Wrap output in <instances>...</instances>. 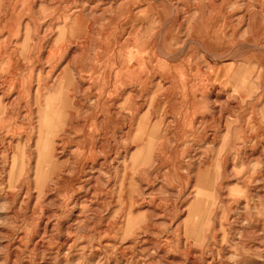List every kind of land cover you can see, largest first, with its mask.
<instances>
[{
    "label": "rangeland",
    "instance_id": "obj_1",
    "mask_svg": "<svg viewBox=\"0 0 264 264\" xmlns=\"http://www.w3.org/2000/svg\"><path fill=\"white\" fill-rule=\"evenodd\" d=\"M212 1L0 0V264H264V0Z\"/></svg>",
    "mask_w": 264,
    "mask_h": 264
},
{
    "label": "crops",
    "instance_id": "obj_2",
    "mask_svg": "<svg viewBox=\"0 0 264 264\" xmlns=\"http://www.w3.org/2000/svg\"><path fill=\"white\" fill-rule=\"evenodd\" d=\"M189 75H190L191 78H194L196 80L200 79V77H201L202 80L200 79L199 81H200V84L203 83V74H202V71L200 69H196V72H190ZM197 75H200V76H197ZM186 94L187 95L185 97L184 96L183 97L187 99V104H189L190 102H192V96L188 92ZM180 96H181V92H180ZM206 97H207V95H206ZM206 97H205L204 93L203 94H196L195 97H194L195 98V102H193V103H191L189 105H186V107L183 110V116H184L183 118L186 119V120L183 119V122L185 121L186 124H187V126H185V128L182 127V130H181V138H182L183 134L186 133V139H185V141H183L184 147H191L195 143L201 142L202 140H204L203 131H204L205 125H206L205 124V120L211 119L212 115H215V114L219 115L220 114L219 105L214 103V101H212L210 103H206V100H207ZM124 100L125 99L123 98V103L121 105L124 104ZM203 101H205V103H206L204 108L201 107V104L204 103ZM194 103H195V107L193 108L194 117H192V113L188 112V110H191V108L193 107ZM121 108H124V105ZM133 110H131L128 115H130L133 112ZM262 110H264V107H263V109H260V113H261ZM122 111H123V109L120 110L119 113H122ZM171 111H172V109H169L167 111V114L168 113L171 114L172 113ZM136 114L137 113H135V115ZM167 114H164V115H167ZM154 115H160V114L159 113H154ZM216 121L217 120H215V121L213 120L212 122L216 123ZM123 122H121V124H120V126L122 128H124L123 124H122ZM217 122H219V120ZM203 123H204V127L201 130V132L197 131L196 126L200 125V124H203ZM211 123H209V126H210ZM209 126H208V128H206L207 133H209V131H212L210 133L214 134L216 132V129L215 128L212 129ZM159 127H160L159 128V132L160 131H164L168 135V129H169L168 127H169V125H166V127L163 128V130H161L162 126L159 125ZM257 129L259 130V127ZM191 130H193V131L191 132ZM167 135H166V138H167ZM252 136L255 137V138L257 137L256 135H251V137ZM240 137L243 138L244 140L249 138L247 135H244L243 132L240 134ZM215 138H216V133H215V136H214L213 139H208V140L215 141Z\"/></svg>",
    "mask_w": 264,
    "mask_h": 264
},
{
    "label": "bare ground",
    "instance_id": "obj_3",
    "mask_svg": "<svg viewBox=\"0 0 264 264\" xmlns=\"http://www.w3.org/2000/svg\"><path fill=\"white\" fill-rule=\"evenodd\" d=\"M35 1V0H34ZM123 1V0H122ZM209 1V0H208ZM214 1V0H213ZM212 1V2H213ZM173 2V1H172ZM200 2V1H199ZM72 3V2H71ZM204 3V2H203ZM207 3V2H206ZM216 3V2H215ZM122 4V3H121ZM193 4V3H192ZM188 5V4H187ZM199 5H201V4H199ZM219 5V4H218ZM190 6V5H189ZM205 6H206V4H205ZM213 6L215 7V5L213 4ZM173 7V6H172ZM176 8H177V6H175ZM187 7V6H186ZM174 8V7H173ZM181 9V8H180ZM213 9V8H212ZM189 10V9H188ZM201 10V9H200ZM173 11V10H172ZM179 12V11H178ZM181 12V11H180ZM210 12V11H209ZM197 13V12H196ZM199 13V12H198ZM214 13V12H213ZM212 13V14H213ZM179 14V13H178ZM215 14H217V13H215ZM244 14H246V13H244ZM211 16V15H210ZM219 16V15H218ZM208 17V16H207ZM217 17V16H216ZM243 17V16H242ZM221 19V18H220ZM230 19V18H229ZM210 20V19H209ZM218 20V19H217ZM213 21H214V19H213ZM230 21V20H229ZM218 22V21H217ZM225 22H226V20H225ZM219 23V22H218ZM220 24V23H219ZM240 24V23H239ZM201 25V24H200ZM228 25H230V24H228ZM199 26V25H198ZM197 26V27H198ZM204 26V25H203ZM215 26V25H214ZM217 26V25H216ZM207 27V26H206ZM200 28V27H199ZM202 28V27H201ZM205 28V27H204ZM211 28V27H210ZM225 29H226V27H225ZM93 30V29H92ZM201 30V29H200ZM222 30V29H221ZM223 51V50H222ZM222 53V52H221ZM221 55H223V54H221ZM221 57V56H220ZM219 57V58H220ZM223 57V56H222ZM224 57H226V59L227 58H229V56H224ZM215 59V58H214ZM225 60V59H224ZM123 67L124 66H122V68L120 69V75L117 73L116 74V77H118V76H120L121 77V79H123V81H124V69H123ZM131 68H133L132 70H129L128 71V69H126V72L128 71V74H134V70L137 72V70L139 71V67H138V64L137 65H134V66H132ZM65 70V69H64ZM78 70V69H77ZM78 72V71H77ZM118 72V71H117ZM17 73V72H16ZM79 74V73H78ZM79 76V75H78ZM62 77V76H61ZM138 77H139V73H138ZM59 79V78H58ZM79 80V79H78ZM202 80V79H201ZM137 81H139V80H137ZM80 82V81H79ZM195 83H196V81H195ZM125 88V87H124ZM211 88V87H210ZM213 88V87H212ZM211 88V89H212ZM3 89V88H2ZM86 89V88H85ZM122 89V88H121ZM120 89V90H121ZM204 89V88H203ZM84 90V89H83ZM209 90V89H208ZM17 91V90H16ZM111 92L112 91H114V92H116L117 90H115V89H111L110 90ZM130 91V90H129ZM204 91V90H203ZM203 91L198 87V86H194V87H192V93H194L195 95L196 94H201V93H203ZM224 91V90H223ZM184 92V91H183ZM206 92V91H205ZM204 92V93H205ZM117 93V92H116ZM18 94V93H17ZM111 95V93L109 94V96ZM137 94L136 95H132V94H130V95H128L127 97H126V99L124 100V104L123 105H125L128 101H133L134 103H135V107H134V110H133V112L131 113V115H134L137 111H139L140 110V108H141V104L140 103H138V102H136L137 100ZM64 105V104H63ZM194 106V105H193ZM195 107V106H194ZM193 107V108H194ZM53 109V108H52ZM191 112H192V116L194 117V115H193V113H194V111H193V109L191 110ZM69 114H70V112H69ZM178 117V116H177ZM200 119V118H199ZM86 121V120H85ZM100 122V121H99ZM106 123V122H105ZM207 123V122H206ZM127 124V123H126ZM99 125H101L100 123H99ZM84 126L85 125H83L82 127L84 128ZM128 127H129V129H131V123H128V125H127ZM82 128V129H83ZM102 128H103V126H102ZM207 133V132H206ZM211 138V137H210ZM209 142V141H208ZM92 147V146H91ZM262 157V156H261ZM85 192V191H84Z\"/></svg>",
    "mask_w": 264,
    "mask_h": 264
}]
</instances>
